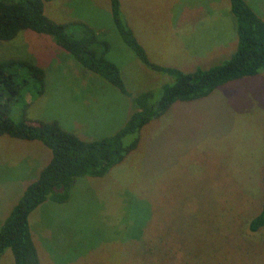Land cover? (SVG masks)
Instances as JSON below:
<instances>
[{"label":"rangeland","instance_id":"374dc122","mask_svg":"<svg viewBox=\"0 0 264 264\" xmlns=\"http://www.w3.org/2000/svg\"><path fill=\"white\" fill-rule=\"evenodd\" d=\"M264 19V0H246ZM126 20L152 61L189 72L237 49L230 0H121ZM45 12L85 21L110 43L132 95L156 96L174 77L152 70L122 40L110 0H47ZM30 59L45 70L42 92L28 79L12 117L58 121L86 140L116 133L133 113L130 96L84 67L52 36L22 30L0 41V60ZM133 136L126 137V144ZM40 140L0 135V227L49 163ZM264 69L210 95L176 102L140 132L138 147L103 176L76 179L71 198L29 217L41 264H264V228L249 223L264 200ZM177 262H175V261ZM0 264H15L12 250Z\"/></svg>","mask_w":264,"mask_h":264},{"label":"trees","instance_id":"16d2710c","mask_svg":"<svg viewBox=\"0 0 264 264\" xmlns=\"http://www.w3.org/2000/svg\"><path fill=\"white\" fill-rule=\"evenodd\" d=\"M46 1L0 0V41L13 40L25 29L52 36L84 67L130 96L133 113L116 133L94 140L83 139L64 129L58 121H29L26 112L15 119L11 105L20 98L22 88L29 83L28 79L20 77L19 71L26 70L28 76L36 81L40 92L45 87L46 72L30 59L13 57L0 60V135L40 140L52 151L49 163L26 187L0 227V256L10 248L15 264H41L29 220L39 205L47 200L68 201L80 176L105 175L138 147L142 128L166 113L176 102L204 98L228 81L254 76L264 69V19L246 0H230L237 21L238 45L235 52L221 63L189 72L152 61L126 20L121 0H110L113 21L123 42L144 65L175 79L172 84L164 85L159 96L153 91L132 95L121 68L107 56L110 43L106 38L81 20L75 21L80 25L81 33L78 36L70 33L67 30L69 23L57 22L46 14ZM129 135L133 138L126 144L125 139ZM249 228L252 232L264 228V200L259 213L251 218Z\"/></svg>","mask_w":264,"mask_h":264}]
</instances>
